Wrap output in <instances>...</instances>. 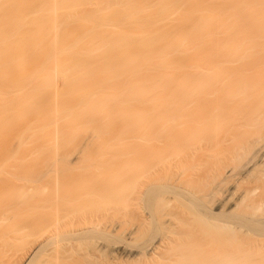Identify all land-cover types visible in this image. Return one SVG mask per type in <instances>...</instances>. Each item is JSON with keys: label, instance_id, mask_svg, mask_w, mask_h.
<instances>
[{"label": "bare ground", "instance_id": "bare-ground-1", "mask_svg": "<svg viewBox=\"0 0 264 264\" xmlns=\"http://www.w3.org/2000/svg\"><path fill=\"white\" fill-rule=\"evenodd\" d=\"M41 1H30L32 7L37 2V12L33 8L25 16L24 11L17 10L13 22L16 26L11 24L13 30L9 28L12 30L9 34L12 38L7 39L9 48L6 45L8 50L2 51L6 59L10 56L7 60L3 58L6 64L11 65L14 57L16 62L21 61L11 50L17 54L21 50L23 57L25 49L30 51L40 45L38 41H45V38L39 40V27L44 28L41 23L45 19V0L42 5ZM48 8L52 14V4ZM32 19L33 24L38 23V29L31 27V22L27 25ZM24 24L37 31L34 39L29 37L33 30L24 29ZM22 30L29 34L24 35ZM15 40L19 51L15 50L16 45L10 49ZM28 40L30 49L24 48ZM62 71L66 72L53 66L51 72L38 75L39 81L30 86L35 90L28 89L34 95L37 91L36 95H29L27 100V94H32L27 92L25 99L16 97L17 103L36 99L40 116H44L46 97L51 94L55 101L63 78L65 83L66 73ZM134 78L133 151L129 162L132 235H140L152 223L164 230L157 242L143 247L142 252L131 253L134 261L140 260L141 264H264V0H134ZM13 96L17 95L11 99ZM35 102L30 109L37 106ZM28 104L24 105L26 108L22 105L24 110L29 108ZM53 117L59 123L57 116ZM55 120L52 147L57 165L59 144L56 141L61 130ZM39 126L35 129L40 128L46 135L44 121ZM40 137L46 143V136ZM45 143L39 151L45 152ZM53 172L52 196L48 195L46 186L34 191L42 197V204L47 192L52 197L54 210L51 224L34 240L41 241L52 234L57 244L63 232L60 202L65 192L62 187L66 186L58 168ZM29 195L33 194L23 186L10 196L24 201L30 199ZM150 199L153 210L138 213V201L148 203ZM16 228L11 217L1 214V241L10 244L8 236L15 234L18 251L26 252L33 239L23 232L26 228ZM55 243L51 263L62 264L61 251L58 252L60 243Z\"/></svg>", "mask_w": 264, "mask_h": 264}, {"label": "crops", "instance_id": "crops-1", "mask_svg": "<svg viewBox=\"0 0 264 264\" xmlns=\"http://www.w3.org/2000/svg\"><path fill=\"white\" fill-rule=\"evenodd\" d=\"M129 9V0H45L44 9L46 65L50 60L51 69L57 66L66 71H62L66 80L63 83V78L58 86V98L53 101L51 96L50 115L46 107V124L50 118L53 129L55 115L59 122L55 120V124L62 131L56 141L57 165L66 143L69 172L88 179L73 185L70 199L75 205L69 212L76 221L108 223L94 234L102 240L97 242L98 249L108 255L122 254V245H118L123 241L122 231L120 239L112 238V234L119 228L116 222L127 218L131 200L130 185L127 190L129 131L131 134V120L127 116L131 86ZM52 101L56 103V113ZM80 158L88 161L82 162ZM58 172L62 171L58 168ZM96 172L106 175V181L91 179Z\"/></svg>", "mask_w": 264, "mask_h": 264}, {"label": "rangeland", "instance_id": "rangeland-1", "mask_svg": "<svg viewBox=\"0 0 264 264\" xmlns=\"http://www.w3.org/2000/svg\"><path fill=\"white\" fill-rule=\"evenodd\" d=\"M14 1L16 3H14ZM19 1L20 0H0V63H1L0 64V216L3 213L7 214L8 217L12 218V223H15V225L17 227L16 229L20 230L19 227L21 228V230L26 228L23 232L26 233L25 235L28 234L30 236V238L33 240L31 243L32 246H29L27 248L28 250H26V252L25 251L19 252L17 245H15L16 244L15 240H17V237H16L17 235L9 234V236H8V237H10L9 243L10 244L13 243L12 245L5 243L3 240L1 241V239H0V264H52L51 263L52 258L55 255V250L53 249V247H55V246L53 244L56 242L55 240H53L54 237L52 236V234H47L46 238H43L41 241H40V239L38 241L35 239L36 240V242H35L34 238L36 237V235H38V233H42V232H45V230H47V228L51 224L50 222H52L51 220L53 219V216H54L53 215L54 210L52 209L53 206L51 205V204H53V202H52L53 200L51 199L52 197H50L48 195L52 196V194H51V187L52 186L51 185L53 184L52 179L54 177L52 178V176L54 174L53 170L55 168H59L62 171L60 173V176H61L63 183L66 186V189H64L66 199L64 201L61 200L62 202H60L61 203L60 204V207H61L60 208V215L65 220L64 221L65 225H64V228L62 230L63 232L61 233L62 234L61 237L58 238L57 244L55 243L56 245H59V243H60V247L58 246L59 247L58 252L61 251L60 252L61 256L59 255V257L61 258V262L63 261L62 264H138V263L141 264L142 262L139 259H137V260H139L138 263L136 261H134L131 253H133L134 250L135 251L139 250V252H142L143 247H146V246H148L154 242H157L164 235L163 228H161V226H159L157 223H152L151 225L148 226V228L146 227V229L143 230L144 232L143 231L140 232L139 233L140 235H138V234L135 235L136 237H138L137 239L135 236L133 237V235H132L133 229L132 228L134 226V224H133L134 220L132 218V214H131L132 212H130V206H131V211L133 209V199L131 197L130 205H129V211L127 212V218L123 219L122 222H120V220H118L116 222V224L118 225L119 228H118L116 234H112V238L117 237V239H120V233L122 231L123 241H122V243L118 244L119 246L122 245V254L120 255L119 253H110L108 255L106 253V251H101L100 249H98V243L97 242L102 241V240H101V238H97L98 235H95V237H94V234L97 232H100L101 226L102 225L106 226L108 223H106V222L76 221V220H74V216H72L71 213L69 212L72 209V207L74 208V205H75L74 201L70 199L71 193L74 192V190L72 189L74 187L73 185L77 181H86L88 179L85 178V176L82 174H73V173L69 172L70 155L68 154V152L66 150V148H67L66 143L63 145V148H62L63 150L61 149L62 150L61 151L62 156H61L60 165L58 166V165H56V163L54 164V151H53V147H52L53 144H52L51 120L49 118V123L46 124V112L44 113V116L43 115L40 116V108H38V105L36 104L37 101L35 102L36 99L34 100V99H32V97H30V99H32V100H30V102L27 101L30 104V106L26 101L24 102L26 105L28 104L29 108H27V110H24L25 104L17 103L18 98L16 99V97L20 96V98L24 97V99H25V97H26L25 95L27 94L29 87L33 86L34 84L36 85L35 82L39 81L38 75L44 74L47 71L51 72V62L49 60V62L46 65V60H45V53H44L45 41H38L37 40L39 43L40 42L41 43L38 46L35 45V47H36V48L34 47L35 49L31 48L29 46L30 40H28L29 42L27 41L28 44H27V42H25L27 44L26 46H24L25 43H23L22 45L24 46V48L25 47L27 49L31 48L30 51L23 49L25 51L23 57L20 56V53L23 54V52H21V50H20L19 54H17L18 52L14 53V52H16V51H13L14 49L11 50V52L14 53L13 54L10 52L12 55H16V57H18L17 55H19V57L22 58V59H20L19 57L17 58L18 60H21L19 62H16V59L14 57L13 61L11 60L12 63L10 65V64H6L7 62L3 59V58L6 59V56H4L5 52H2V51L4 48L7 49V46L9 45V40H7V39L10 37L9 34H11L12 30H13L12 27H10V25L15 24V26H16V23H13V22L16 21V20L14 21V19H15V14H16L17 10L20 9V11H22V12L24 11L23 15L26 16L28 14V12H30L29 10L34 8V11H35L38 8V4H36L37 2L35 3L34 7H32L33 6L32 5L33 0H22L23 2L25 1L24 2L25 4H23L22 1H21V3H19ZM30 1H32V2H30ZM129 1L131 2V10L129 9V14H128L129 37H131V40L129 39L130 40L129 41V63L131 62V86H129L128 114H127V116L129 118V122L131 120V125H133V117H134L133 116L134 115L133 114V111H134V98H133L134 97V91L133 90H134V79H135L134 78V0H129ZM27 2L30 4L28 5ZM41 2H42L41 3V5H42L44 1L42 0ZM26 5H28V6L26 7ZM41 5H40V8H41ZM21 8H22V10H21ZM9 9H10V11H8ZM37 11L38 10H36L35 12H37ZM44 13H42V14H44ZM6 16H7V21L5 20ZM34 16L30 15L28 17H32L35 19L36 17H34ZM11 17H13V19H11ZM44 17H45V15H44ZM44 17H42V18H44ZM9 20H10V22H9ZM23 21H24V23H26L25 20H23ZM28 21L29 20H27V22ZM32 21H33V19L29 21V24H27V23L26 24L30 25L32 23L30 26L32 27V25H33V28H34V27H36V25L38 23L35 25V24H33ZM42 21L43 22L41 24L45 25L44 24L45 19ZM34 23H36V22H34ZM26 24L23 25L24 29L29 28ZM15 26H13V28ZM31 27H30V29H32ZM9 28L12 30H10ZM39 28H40L39 29V31H40L39 35L41 36V38H39V40L40 39L44 40L45 37L43 35H45V29L41 26ZM22 29H23V27H22ZM30 29H28V30H30ZM34 29H32L33 32L35 31ZM36 29H38V28L36 27ZM32 30H30V31H32ZM23 31L24 30H22V32ZM42 31L44 32V34ZM36 32L30 33V34L28 33L29 37L34 39L36 36L35 34H37ZM25 33H24V35H28L27 33L26 34ZM42 36H43V38H42ZM11 38L12 37H10V39ZM14 38L15 37H13V40H14ZM36 39H38V37H36ZM13 40H11L10 42H12ZM6 41H8V42H6ZM14 45H16V40L11 45L10 49H12V47H14ZM27 46H29V47H27ZM31 46L33 47V45H31ZM8 48H9V46H8ZM16 48H17V45H16ZM38 48H39V50H38ZM7 50H6V52H7ZM15 50L19 51L18 48ZM26 53H28V54H26ZM8 54H9V51H8ZM8 54H6V55H8ZM25 54H26V56H25ZM1 56H4V57H2V61H1ZM8 57H10V56H7V59H8ZM3 61H5V63ZM4 64H6V65L4 66ZM12 65H13V68L15 67L14 69L11 68ZM30 88H32V87H30ZM32 90H35V89L32 88ZM31 92H28V93H31ZM36 93H37V91L35 92V95H36ZM15 94L17 96H13V99H11L12 95H15ZM27 95H28V97H26V98L28 100L29 95L33 96L34 94L32 92V94H27ZM5 97H7V98H5ZM5 99H7V101ZM8 99H9V101H8ZM14 99H16L15 102L17 103V105H16V103H14ZM48 100H49V103H48ZM31 101L35 102L34 105L35 104L37 105L34 107V109H30V107L33 106V105L31 106V104H32ZM18 102H21V101H18ZM45 102H46V107L48 105L49 115H50L51 94L49 96V99H47V97H46ZM14 104L16 105V107ZM44 107H45V105H44ZM14 109H16V110H14ZM21 109H22V112H24V111L26 112V114H27L26 117H28V118L25 117V115H26L25 112L24 113L21 112ZM45 109L47 110V108H45ZM31 111H32V114H31ZM33 111H36L37 113L38 112L39 113L37 114L36 112H33ZM21 114H23V115H21ZM24 118H26V119L24 120ZM41 121H44V123L46 125V132H47L46 135L42 131H39L40 128L35 129L36 126L40 127L39 125L41 124ZM30 124H32L33 126H31ZM28 127L31 130L28 129L29 132L27 131V133H26L25 130H27ZM129 129H130V125H129ZM22 132H23V134L25 133V135H24L25 138H24V136H23V138H21L23 135ZM39 133H40V135H39ZM131 134H132V128H131ZM131 134L129 131L128 151H127V162L129 164V165L127 164V166H128L127 167V190H129V188H128L129 185L132 188V184H131L132 174H131V169L129 168V166H131L130 163L132 160L131 158H132V151H133V149H132V145H133L132 142L133 141H132V137H131L132 135ZM43 135H44V138H45V136L47 138L44 140V141H46L47 144L45 142H43V139H41V137H40V136L43 137ZM18 138L19 139L21 138L22 140L19 141ZM27 139H28V141H27ZM29 141H31V142L29 143ZM21 142H23V143L21 144ZM24 142H26V143L24 144ZM43 143H45V146L47 145L46 146L47 148L44 149L45 152H41L43 150L39 151V149L42 148ZM38 151H39V153H38ZM27 158H28V160H27ZM79 160L82 162L88 161L85 158H80ZM26 163H28V164H26ZM93 164H96V162L93 161ZM21 165H23V166H21ZM31 165H32V167H31ZM55 166H58V167H55ZM94 166H96V165H94ZM31 169H33V170L31 171ZM19 170H20V172H19ZM21 173H23V174L21 175ZM23 175L25 176V178ZM33 176H35V177L33 178ZM86 176L88 177V175H86ZM27 177H29V178L31 177V179H27ZM105 177H106V175H104V174H98L97 175L95 173V174L91 175V179L94 178L93 180H95L96 182L106 181ZM24 180H26L27 182L30 180L31 182L27 183L25 181L26 182L25 183ZM119 180L120 179H119V175H118V181ZM23 186L26 187V189H28L30 191V194L31 193L33 194V195H31V197L29 195L30 199L28 198V199H25L24 201L23 200L19 201L18 198H17L18 200L16 198L15 199L11 198L10 195H12V193L16 189L18 190L19 187H23ZM43 186H46V188L48 190L47 192L48 193L50 192V194H48L46 192V194H48V195L45 194L47 197L45 195L43 196V198L45 200L42 201L43 202V204H42L41 203L42 197H39V195L37 196V194H35L34 191H37L38 188L40 189V187H43ZM131 195H132V189H131ZM47 198L48 199L50 198L49 201L47 200ZM38 199H40V201ZM45 201H46V206L44 205ZM31 202H32V204H31ZM47 202H48V204H47ZM39 204H41V205H39ZM137 205H138L137 206V209H138L137 212L140 214L142 212H144L143 210H153V208H154V206H153L154 204H153L152 199H150V201L148 203L147 202L144 203V200L138 201ZM48 206H50V207H48ZM34 207L37 209H35ZM42 207H45V208L48 207L49 209L46 208L45 209L46 213H45V210H43ZM51 209H52V211H51ZM113 224L114 223L112 222V223H110L109 226L112 227ZM42 225H44L46 229ZM35 227H39L37 229L38 231L35 230ZM40 227H42V228H40ZM43 229H44V231H43ZM27 230H28V232H27ZM0 232H2V231H0ZM28 235H27V237H28ZM33 235H35V236H33ZM31 239H30V241H31ZM13 241H15V242H13ZM10 247H11V249H10ZM140 248H142V250ZM92 249H93L92 253L89 254L88 251L92 250ZM119 250H120V248L118 249V251Z\"/></svg>", "mask_w": 264, "mask_h": 264}]
</instances>
